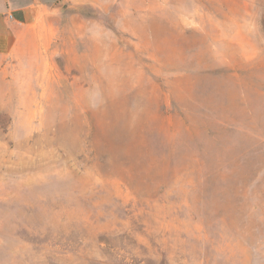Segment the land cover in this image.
Instances as JSON below:
<instances>
[{
    "label": "rangeland",
    "instance_id": "1",
    "mask_svg": "<svg viewBox=\"0 0 264 264\" xmlns=\"http://www.w3.org/2000/svg\"><path fill=\"white\" fill-rule=\"evenodd\" d=\"M0 60V264H264V0H57Z\"/></svg>",
    "mask_w": 264,
    "mask_h": 264
},
{
    "label": "crops",
    "instance_id": "2",
    "mask_svg": "<svg viewBox=\"0 0 264 264\" xmlns=\"http://www.w3.org/2000/svg\"><path fill=\"white\" fill-rule=\"evenodd\" d=\"M57 0H0V60L37 50L56 17Z\"/></svg>",
    "mask_w": 264,
    "mask_h": 264
}]
</instances>
